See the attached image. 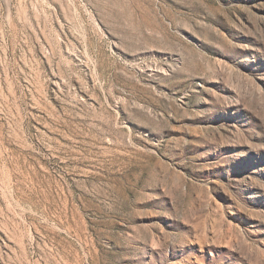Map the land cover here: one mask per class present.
<instances>
[{
    "label": "rangeland",
    "instance_id": "rangeland-1",
    "mask_svg": "<svg viewBox=\"0 0 264 264\" xmlns=\"http://www.w3.org/2000/svg\"><path fill=\"white\" fill-rule=\"evenodd\" d=\"M0 264H264V0H0Z\"/></svg>",
    "mask_w": 264,
    "mask_h": 264
}]
</instances>
